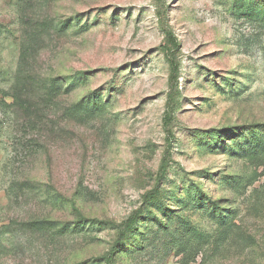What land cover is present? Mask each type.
<instances>
[{"label":"rangeland","instance_id":"374dc122","mask_svg":"<svg viewBox=\"0 0 264 264\" xmlns=\"http://www.w3.org/2000/svg\"><path fill=\"white\" fill-rule=\"evenodd\" d=\"M0 264H264V0H0Z\"/></svg>","mask_w":264,"mask_h":264}]
</instances>
